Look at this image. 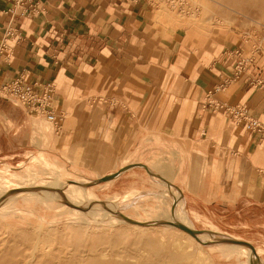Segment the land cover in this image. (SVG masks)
Listing matches in <instances>:
<instances>
[{
    "label": "rangeland",
    "instance_id": "obj_1",
    "mask_svg": "<svg viewBox=\"0 0 264 264\" xmlns=\"http://www.w3.org/2000/svg\"><path fill=\"white\" fill-rule=\"evenodd\" d=\"M152 7L153 21L170 34L173 62L179 58L180 64L209 70L222 63L224 52L241 49L256 58L249 71L264 81V0H152ZM193 77L185 79L175 68L162 75L154 95L143 103L140 98L121 100L137 121L133 139L101 111L107 95L103 84L83 92L76 83L53 82L54 95L60 96L52 103L60 117L57 124L46 122L38 107L22 105L0 91V264H96L97 259L118 258L112 254L145 264H264V238L246 242L218 226L212 209L202 208L203 201L208 205L216 195L203 198V179L191 175L192 155L203 149L225 155L246 132L224 112L231 106L217 95L224 87L210 91L214 98H200L204 104L222 102L208 115V121L216 120L208 126L209 132L218 133L215 144H201L198 150L190 142L188 123L181 129L174 111L185 90L194 91ZM23 82L34 85L28 74ZM248 88L264 98L260 87ZM170 122L173 129L167 133L163 128ZM234 149L246 154L240 146ZM56 187L51 201L38 191ZM129 220H170L183 226L186 221L195 237L168 225H132ZM224 238L248 243L255 254L246 244L233 247Z\"/></svg>",
    "mask_w": 264,
    "mask_h": 264
},
{
    "label": "crops",
    "instance_id": "obj_2",
    "mask_svg": "<svg viewBox=\"0 0 264 264\" xmlns=\"http://www.w3.org/2000/svg\"><path fill=\"white\" fill-rule=\"evenodd\" d=\"M13 3L0 0V40L9 19L19 33L17 40L9 41L8 57L0 62V86L18 77L24 79L27 74L35 86L47 83L53 86L58 80L76 83V89L87 92L94 83L103 84L107 95L101 111L110 124L126 130L133 139L137 121L130 107L121 100L140 98L139 103H143V99L154 95L162 75L177 68L185 79L194 76L191 80L195 89L191 93L190 89L185 90L174 118H178L181 129L188 123L190 142L198 150L201 144L207 147L215 144L218 133L209 132L208 126L216 120L208 121V115L222 102L212 99L204 104L200 98L202 94L214 98L210 91L222 79L230 77V68L223 60L209 70L180 64L179 58L173 62V51L168 47L170 34L153 21L152 0H39L38 14L23 18L10 15ZM213 70L216 75L211 73ZM249 86L240 78L217 95L231 106L245 105L251 116L261 119L264 98L251 88L246 90ZM260 88L264 90V86ZM58 95L55 93L54 97L59 101ZM163 129L171 132L172 122ZM226 135L228 140L232 136ZM230 140L234 141L233 137ZM238 141L234 147H242L246 154L236 152L234 147L218 156L204 149L197 151L190 160L191 175L203 179L204 199L216 195L214 203H209L214 205L203 201L202 208L213 210L212 217L218 226L244 236L246 242L261 241L264 238V144L248 133L240 135ZM178 169L172 170L173 176ZM205 178L219 180L206 183Z\"/></svg>",
    "mask_w": 264,
    "mask_h": 264
},
{
    "label": "built area",
    "instance_id": "obj_3",
    "mask_svg": "<svg viewBox=\"0 0 264 264\" xmlns=\"http://www.w3.org/2000/svg\"><path fill=\"white\" fill-rule=\"evenodd\" d=\"M13 6L9 9L10 15L20 18L38 14L39 0H11ZM137 1V0H133ZM19 38L18 31L12 26L10 19L4 29L3 37L0 40V62L8 57L10 49L9 41ZM223 61L230 68V77L222 79L220 83L213 87L217 92L226 87L230 82L243 78L250 86L263 87L264 81L259 75L250 73L249 69L256 67V58L246 56L241 49L224 52ZM0 91L4 97L13 96L22 105L38 107L44 114L47 122L57 124L60 117L52 109L54 89L51 83L45 85H29L23 82L22 77H18L0 86ZM216 107V105H215ZM226 115L232 119L234 125H238L242 130L255 136L260 142H264V121L249 114L248 109L243 104L224 107Z\"/></svg>",
    "mask_w": 264,
    "mask_h": 264
},
{
    "label": "bare ground",
    "instance_id": "obj_4",
    "mask_svg": "<svg viewBox=\"0 0 264 264\" xmlns=\"http://www.w3.org/2000/svg\"><path fill=\"white\" fill-rule=\"evenodd\" d=\"M227 88V87H226ZM225 88V89H226ZM224 89V90H225ZM223 90V91H224ZM47 122V121H46ZM49 123V122H48ZM166 173H164L165 175H170V174H167L168 172H167V170L165 171ZM120 173H122V171H120L119 173H118V175L120 174ZM36 174V173H35ZM176 174V173H175ZM28 175V174H27ZM25 176V175H24ZM30 176V175H29ZM28 176V177H29ZM34 176V175H33ZM25 180V179H24ZM60 180V179H59ZM66 180V179H65ZM21 181V180H20ZM26 181H28V180H26ZM45 181V180H44ZM61 182H60V185H63V187L64 186H66L67 185V183H62L63 181H62V178H61V180H60ZM49 181H47V183H48ZM21 183H23V181L21 182ZM51 184H54V182L52 183V182H50ZM17 184V183H16ZM29 184V183H28ZM51 184H50V186H51ZM56 184V183H55ZM57 184H58V182H57ZM48 186H49V183H48ZM47 186V187H48ZM54 186V185H53ZM58 186V185H57ZM85 185H83V187H84ZM31 187V186H30ZM39 187H40V185H39ZM44 187V186H43ZM61 187V186H60ZM82 187V186H81ZM86 187V186H85ZM55 188V187H54ZM31 190V189H30ZM33 190V189H32ZM37 190V189H36ZM68 190V189H67ZM17 191V190H16ZM34 191V190H33ZM38 191H40V192H42V194H45V195H47L46 197H48V201H51V200H53L52 198H50V197H52V196H54V193L56 192V191H58V189H57V187H56V189H38ZM64 191H66V190H64ZM31 192V191H30ZM86 192V191H85ZM165 192V191H164ZM4 193V192H3ZM28 193V192H27ZM1 194V193H0ZM4 195V194H3ZM83 195V194H82ZM178 195V194H177ZM16 195H14V197H15ZM163 196H165V195H163ZM171 196V195H170ZM173 196H175V195H173ZM6 197V196H5ZM4 197V198H5ZM92 198V197H91ZM167 198V197H166ZM171 198V197H170ZM6 199V198H5ZM93 199V198H92ZM91 200V199H90ZM95 200H93V202L92 203H94L95 205H97L98 207L99 206H102V204H99V203H96V201L94 202ZM176 202V201H175ZM1 203V202H0ZM174 217V216H173ZM180 216L178 215V218H179ZM81 220V219H80ZM165 220V219H164ZM163 220V221H164ZM167 220V219H166ZM171 220V219H170ZM170 220H168V221H170ZM180 220V219H179ZM76 221V220H75ZM130 221V220H129ZM165 222V223H163L162 221V223L159 221V222H151V223H148V224H146L147 223V221L146 222H141V221H133V222H128V223H130V224H132V225H140L141 226V224H145V225H153V224H159V225H168V226H171V227H174V228H176V229H178V230H180V231H182V232H184L186 235H188V236H191L192 238H194L195 236L193 235V229H191V227L186 223V221H181V223H183L184 224V226L182 225V224H179V223H169V222ZM174 221V220H173ZM115 222V221H114ZM149 222V221H148ZM170 222H172V221H170ZM110 223V222H109ZM118 223V222H117ZM121 223V222H120ZM115 224V223H114ZM113 225V224H112ZM131 225V226H132ZM185 225H187V227H189V228H187ZM203 234H200V236L199 237H201ZM224 240H226L227 242H228V244H231V245H233V247L234 246H243L244 245V243H239V242H236L237 240H229V238H224ZM161 241V240H160ZM235 241V242H234ZM228 244H226V245H228ZM146 246H148V244H146ZM150 246H153L152 244H150ZM186 247V246H185ZM187 248V247H186ZM240 248H242L243 249V247H240ZM176 249H180V248H178V247H176ZM181 250V252H183V250L184 249H180ZM177 251V250H176ZM249 251V250H248ZM248 251H246V252H248ZM179 252V251H178ZM249 253V252H248ZM250 253L253 255V254H255V250H254V248L253 249H250ZM249 253V254H250ZM102 257L103 256H105V254H100ZM113 256H115V257H118L117 259L116 258H110L109 259V261H100V259H97V262H95L96 264H145V263H142V262H136V261H134V262H131V261H121L120 259H123V256L122 255H119V254H112ZM183 255H180V254H175L174 255V257L175 258H178V259H182L183 257H182ZM185 256V255H184ZM253 257V256H252ZM254 258V257H253ZM106 259V258H105ZM172 259V258H171ZM157 261H153V263H152V261H151V263H149V264H164V262H160V263H156ZM254 263V262H253Z\"/></svg>",
    "mask_w": 264,
    "mask_h": 264
},
{
    "label": "water",
    "instance_id": "obj_5",
    "mask_svg": "<svg viewBox=\"0 0 264 264\" xmlns=\"http://www.w3.org/2000/svg\"><path fill=\"white\" fill-rule=\"evenodd\" d=\"M244 244H246L247 246L251 247L248 243H244ZM251 249H253V248L251 247Z\"/></svg>",
    "mask_w": 264,
    "mask_h": 264
}]
</instances>
